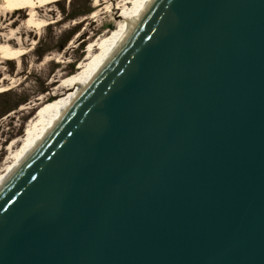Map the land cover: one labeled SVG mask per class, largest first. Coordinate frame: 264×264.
<instances>
[{
    "label": "water",
    "instance_id": "obj_1",
    "mask_svg": "<svg viewBox=\"0 0 264 264\" xmlns=\"http://www.w3.org/2000/svg\"><path fill=\"white\" fill-rule=\"evenodd\" d=\"M0 264H264V0H152L0 184Z\"/></svg>",
    "mask_w": 264,
    "mask_h": 264
},
{
    "label": "rangeland",
    "instance_id": "obj_2",
    "mask_svg": "<svg viewBox=\"0 0 264 264\" xmlns=\"http://www.w3.org/2000/svg\"><path fill=\"white\" fill-rule=\"evenodd\" d=\"M125 3L135 5L133 0L38 3L42 28L28 27L29 9H23L24 16L2 12L7 16L0 22V39L23 47L25 54L21 61L11 62L0 55V176L15 165L16 154L26 149L43 104L69 94L71 87L65 79L82 74L101 52L100 43L119 28ZM6 18H13L16 25L8 27Z\"/></svg>",
    "mask_w": 264,
    "mask_h": 264
},
{
    "label": "bare ground",
    "instance_id": "obj_3",
    "mask_svg": "<svg viewBox=\"0 0 264 264\" xmlns=\"http://www.w3.org/2000/svg\"><path fill=\"white\" fill-rule=\"evenodd\" d=\"M59 1V0H55ZM53 0H0V22L3 21L5 16L2 15L3 11H9L11 14H15L19 12L22 16H24L23 9H29L30 13L28 14L27 25L28 27H39L42 28L44 26V22L37 19V4H50L55 2ZM152 0H133L135 5L131 7L128 3H125L123 7V13L120 16L121 23L117 30H115L111 35L107 36L103 42L100 43L101 49L100 53H97L93 56V60H91V64L89 67H84V72L82 74H75L67 79H65V83L68 84L70 88L69 94L63 96L59 100L45 103L39 109L38 121L35 122V126H32L30 129L31 139L28 143L26 149L23 152H18L16 154V162L14 166L10 167L6 174L0 176V184L5 180V178L19 165V163L24 159V157L28 154V152L35 146V144L43 137L45 132L53 125V123L58 119L61 112L67 108V106L71 103V101L75 98L80 89L88 83L89 80L96 74L108 56L112 53L113 49L119 43V41L123 38L124 34L127 32L129 26L134 23V20L137 16L141 14L144 8L151 2ZM127 2V0H126ZM39 5V4H38ZM5 13V12H4ZM8 13V14H9ZM4 16V18H3ZM8 27H13L16 25V21L13 18H6ZM15 32V31H14ZM13 32V33H14ZM12 33V34H13ZM15 34V33H14ZM23 47H15L13 44L6 40L0 39V55L3 59L8 61H13L18 59L21 61V57L25 54ZM89 60V59H88ZM7 62V61H6ZM1 89V88H0ZM6 91V90H3ZM2 92V91H0ZM15 156V154H13Z\"/></svg>",
    "mask_w": 264,
    "mask_h": 264
}]
</instances>
